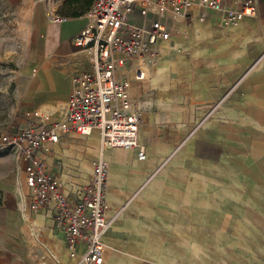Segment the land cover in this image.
I'll list each match as a JSON object with an SVG mask.
<instances>
[{
  "label": "crops",
  "instance_id": "crops-1",
  "mask_svg": "<svg viewBox=\"0 0 264 264\" xmlns=\"http://www.w3.org/2000/svg\"><path fill=\"white\" fill-rule=\"evenodd\" d=\"M63 1L51 0L55 15ZM253 1L255 16L235 28L214 13L174 22L157 65L132 81L144 160L137 149L103 150L95 130L61 133L44 155L71 201L90 182L93 162L109 163L102 264H194V249L202 264H264V0ZM51 15L45 8L35 19L41 42L15 79L25 127L27 111L63 118L72 78L92 66L73 44L85 14L60 22ZM5 181L18 209L1 219L0 264H76L52 210L31 211L29 191L17 178Z\"/></svg>",
  "mask_w": 264,
  "mask_h": 264
},
{
  "label": "built area",
  "instance_id": "built-area-1",
  "mask_svg": "<svg viewBox=\"0 0 264 264\" xmlns=\"http://www.w3.org/2000/svg\"><path fill=\"white\" fill-rule=\"evenodd\" d=\"M93 0L85 13L86 24L73 44L91 59V70L72 78L71 96L63 118L52 120L38 111L23 113L28 124L0 139V151L19 164L32 200L29 209H50L53 227L76 264H102L104 237L109 228L107 188L109 163L93 162L90 182L76 192L73 201L63 193L61 182L46 171L44 155L61 133L85 135L97 131L103 150L137 149L141 110L131 96L132 81L145 78V68L156 66L162 43L170 40L173 23L191 17L203 22L209 13L219 25L235 28L254 17L253 0ZM51 8V20L60 22ZM222 101L216 102L210 112Z\"/></svg>",
  "mask_w": 264,
  "mask_h": 264
},
{
  "label": "rangeland",
  "instance_id": "rangeland-1",
  "mask_svg": "<svg viewBox=\"0 0 264 264\" xmlns=\"http://www.w3.org/2000/svg\"><path fill=\"white\" fill-rule=\"evenodd\" d=\"M52 8L51 0H0V139L7 133L24 128L19 102L15 97V79L26 63L28 51L36 43L35 19L45 8ZM18 179L23 195L28 193L23 184L19 164L6 152L0 151V241L6 234L3 215L14 214L18 209L16 198H11L9 185L5 180ZM13 189L15 185L12 182ZM15 193L14 191H11ZM194 264H202L201 249H194ZM211 259V257H209Z\"/></svg>",
  "mask_w": 264,
  "mask_h": 264
},
{
  "label": "trees",
  "instance_id": "trees-1",
  "mask_svg": "<svg viewBox=\"0 0 264 264\" xmlns=\"http://www.w3.org/2000/svg\"><path fill=\"white\" fill-rule=\"evenodd\" d=\"M93 0H64L56 11L60 18H77L84 15Z\"/></svg>",
  "mask_w": 264,
  "mask_h": 264
},
{
  "label": "bare ground",
  "instance_id": "bare-ground-1",
  "mask_svg": "<svg viewBox=\"0 0 264 264\" xmlns=\"http://www.w3.org/2000/svg\"><path fill=\"white\" fill-rule=\"evenodd\" d=\"M17 182V181H16ZM13 184L15 185V188L17 187V185L15 184V181L13 182ZM18 191V190H17Z\"/></svg>",
  "mask_w": 264,
  "mask_h": 264
}]
</instances>
